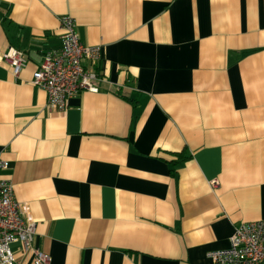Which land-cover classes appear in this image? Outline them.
<instances>
[{
	"label": "crops",
	"instance_id": "obj_1",
	"mask_svg": "<svg viewBox=\"0 0 264 264\" xmlns=\"http://www.w3.org/2000/svg\"><path fill=\"white\" fill-rule=\"evenodd\" d=\"M64 14L101 79L49 111ZM0 158L49 264H212L264 219V0H0Z\"/></svg>",
	"mask_w": 264,
	"mask_h": 264
},
{
	"label": "built area",
	"instance_id": "obj_2",
	"mask_svg": "<svg viewBox=\"0 0 264 264\" xmlns=\"http://www.w3.org/2000/svg\"><path fill=\"white\" fill-rule=\"evenodd\" d=\"M59 21L60 44L44 53L31 79L32 85L45 91L49 111L63 110L67 99L81 90H96L95 83L101 79L95 70L101 46H88L79 39L71 15L64 14ZM3 58L15 76L26 64L24 52L12 46ZM8 168L9 162L0 158V264H14L12 243H19L24 252H32L34 264H49V253L33 247V217L14 198L12 183L1 177ZM228 241L226 248L207 253L212 264H264V219L235 225Z\"/></svg>",
	"mask_w": 264,
	"mask_h": 264
}]
</instances>
